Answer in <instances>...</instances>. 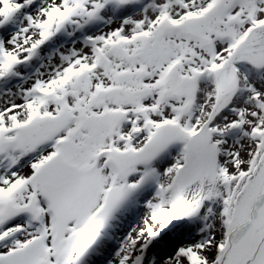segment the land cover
<instances>
[{"label":"snow or ice","instance_id":"1","mask_svg":"<svg viewBox=\"0 0 264 264\" xmlns=\"http://www.w3.org/2000/svg\"><path fill=\"white\" fill-rule=\"evenodd\" d=\"M0 264H264V0H0Z\"/></svg>","mask_w":264,"mask_h":264}]
</instances>
